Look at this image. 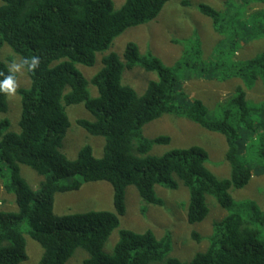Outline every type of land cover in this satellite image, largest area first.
<instances>
[{"label":"trees","instance_id":"16d2710c","mask_svg":"<svg viewBox=\"0 0 264 264\" xmlns=\"http://www.w3.org/2000/svg\"><path fill=\"white\" fill-rule=\"evenodd\" d=\"M170 1L126 0L117 9L113 0H0V51L8 45L20 59L39 57L36 69L24 67L30 85L18 91L20 131L10 132L9 120L0 119V190L3 185L14 194L18 205V212L0 211V264L28 259L25 234L43 249L38 264H67L79 248L88 253L83 264H264V211L256 201H236L230 193L244 189L255 172L264 174V120L257 121L264 115V103L248 100L254 84L264 85V53L234 59L242 44L264 38V10L244 13L264 0H241L242 6L225 11L198 5L223 37L208 61H202L201 48L193 44L174 67L151 53L142 54L133 42L126 47L124 62L117 53H106L129 28L156 20ZM99 54L102 68L87 79L77 65L94 67ZM136 66L158 74L140 94L123 83L124 71ZM8 69L0 60V73L9 75ZM181 69L206 79L238 78L243 84L214 115L202 100L184 102L186 78L177 75ZM89 87L96 90V97ZM8 96L0 93V115L9 110ZM74 104H84L92 114V120L79 119L77 125L104 140L101 158L95 157L90 145L75 160L63 152L71 127L66 107ZM165 115L222 134L230 176L219 179L208 167L209 153L200 146L151 154L155 146L168 145L172 138L166 134L148 138L144 127ZM250 149L256 152L255 164ZM20 165L45 176L38 190L23 178ZM85 182L109 183L115 211L57 215L56 194L78 191ZM181 184L189 190V224L208 218V196L227 211L214 223L205 251L184 262L170 255V232L159 238L152 230L128 229L120 230L111 253L104 251L127 213L128 187H135L147 204L163 206L156 186L177 190ZM193 237L202 239L197 233Z\"/></svg>","mask_w":264,"mask_h":264},{"label":"rangeland","instance_id":"374dc122","mask_svg":"<svg viewBox=\"0 0 264 264\" xmlns=\"http://www.w3.org/2000/svg\"><path fill=\"white\" fill-rule=\"evenodd\" d=\"M125 1L113 0L117 9L123 6ZM186 1L189 5L184 3ZM200 3L209 4L223 11L233 6H242L241 0H171L165 5L156 20L129 28L114 40L112 47L106 53L115 52L124 62L126 47L133 42L139 46L142 54L151 53L160 58L166 66L174 67L193 44L194 47L199 45L201 48L202 61H208L223 37L214 30L212 20L201 14L198 9ZM256 10H264V4H254L248 9L246 8L244 13L249 15ZM262 53H264V38L242 44L234 59L247 60ZM101 58L102 55L99 54L94 67L78 64L77 68L87 79H91L102 68ZM0 60L9 67L13 60L19 63L21 59L8 45H4L0 51ZM16 74L18 76L16 92L8 96L9 110L6 114H1L0 119H8L10 122L9 131L18 133L21 117V99L18 91L30 85V78L24 68H21ZM177 75L180 79L186 78L183 82L184 102L202 100L210 113L214 115L220 114V108L235 94L237 87L243 84L238 78L206 79L199 77L193 71L188 74L185 69L179 70ZM157 79L158 74L156 72L146 71L140 66H136L132 70L126 69L123 74V83L134 88L139 94L146 90L151 80ZM89 90L91 96L96 97V90L92 87H89ZM248 100L257 105L264 103V85L261 81L249 89ZM66 111L71 127L63 142V152L68 158L75 160L79 151L84 146L90 145L95 157L101 158L104 140L89 135L77 125L79 119L92 120V114L86 110L84 104L67 106ZM258 118L257 121L260 122V120H264V115L263 117L258 116ZM143 132L148 138H154L161 134H166L172 138L168 145L155 146L151 151L153 155H162L172 149L200 146L209 153L208 167L219 179H226L231 174V165L226 159L227 141L222 134L211 132L186 118L175 115H165L147 124ZM256 157L255 150L250 149L251 163L255 164ZM20 167L23 178L34 190H38L41 183L45 181V176L26 165H20ZM156 193L163 199L165 203L163 206L147 204L142 200L135 187H128L126 195L127 213L121 218L120 227L112 233L106 243L104 247L106 253L113 251L119 241V232L122 229L137 233L152 230L159 238L166 232H170L173 241V249L170 255L184 262H190L197 252L205 251L208 248L214 223L224 218L227 211L212 196H208L207 203L211 210L208 218L200 224L191 225L187 218L189 190L183 184L177 190H170L158 185L156 186ZM230 193L236 201H256L264 211V174L255 172L244 189H231ZM102 210L115 211L113 187L107 182H85L80 190L58 193L55 197L57 215ZM0 211L18 212L15 195L7 193L3 185L0 190ZM25 225L27 226V224ZM194 233L201 236V241L198 242L193 237ZM25 236L28 259L20 264H38L43 249L28 234ZM85 252L81 248L77 249L67 264H83V259L88 256V253L86 252V255Z\"/></svg>","mask_w":264,"mask_h":264},{"label":"clouds","instance_id":"9594fccd","mask_svg":"<svg viewBox=\"0 0 264 264\" xmlns=\"http://www.w3.org/2000/svg\"><path fill=\"white\" fill-rule=\"evenodd\" d=\"M25 66L28 71L36 69L39 66V57L32 56L28 58H22L19 63L13 60L10 63L8 69V73L10 74L5 75L4 73H0V76L3 77V79H0V93H5L8 95L15 94L17 87L15 73L19 72L20 69L24 68Z\"/></svg>","mask_w":264,"mask_h":264}]
</instances>
